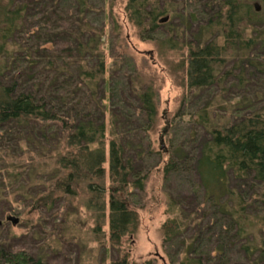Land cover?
Returning a JSON list of instances; mask_svg holds the SVG:
<instances>
[{"label": "trees", "instance_id": "obj_1", "mask_svg": "<svg viewBox=\"0 0 264 264\" xmlns=\"http://www.w3.org/2000/svg\"><path fill=\"white\" fill-rule=\"evenodd\" d=\"M112 1L0 0V264L54 261L60 246L26 249L8 218L35 235L51 227L45 215L58 220L67 204L86 209L91 237L117 252L110 264H137L134 193L156 170L163 183L180 172L189 155L175 147L174 131L192 106L196 129L206 132L193 160L198 200L188 208L168 194L164 253L170 264H264V0H127L140 39L180 57L186 91L159 149L157 94L119 24L108 30ZM180 10L197 24L191 40L170 24ZM160 28L167 31L159 38ZM118 80L133 112L119 109ZM78 222L48 234L59 244Z\"/></svg>", "mask_w": 264, "mask_h": 264}, {"label": "rangeland", "instance_id": "obj_2", "mask_svg": "<svg viewBox=\"0 0 264 264\" xmlns=\"http://www.w3.org/2000/svg\"><path fill=\"white\" fill-rule=\"evenodd\" d=\"M103 1L91 0L98 7H102ZM111 3L107 6L108 30L112 29L113 21L119 24L122 37L127 40L133 51L141 78L143 81L152 84L157 94L158 123L152 138L154 147L159 149L162 146H166L164 142H161L162 131L180 107L181 100L186 91L183 74L176 67V64L180 61V57H178V53L161 48L154 42H143L140 39L136 28L129 23L125 13L124 5L127 3V0H114ZM182 13L184 11L180 10L177 17L170 24L172 28L179 32L185 31L187 37L191 40L196 34L198 27L194 22L186 21ZM103 18L104 15L94 14L90 17L91 21L95 24H101ZM166 31L165 28H160L159 38L165 36ZM106 39L108 41L109 34H107ZM110 62V59L107 57V63L110 64ZM115 85H118L116 102L120 103L119 109L121 111L126 110L127 113L133 112V107L136 103L134 98L123 89L125 86L120 80ZM236 93L243 94L242 91H237ZM194 107L192 106L190 110H187L182 119L178 120L174 131L175 147L182 148L184 146L185 152L189 155L188 160L179 167L180 172L173 175L169 181L163 183L162 171L156 170L148 179L145 191L134 193L136 196L133 197L132 202L139 208L140 225L130 249L131 259L137 264H143L155 258L158 260V264H170L162 248V226L170 217L168 213H171L168 194L177 201L182 202L185 206L188 205V208L194 207L198 200L197 196L194 199L195 193L199 191L195 186L197 179L195 177V163L193 160L197 156L199 141L206 137V132L196 129L194 118L198 109ZM106 124L109 128L108 116ZM154 163V159L148 160L147 166L153 167ZM59 210L60 215H58V220L53 219L50 222L49 215H45V220L48 224H51V227L40 226L34 230L36 232L35 235H33V231L29 232L26 225L22 222L14 226L9 221L10 226H13L11 232L19 238L20 243L25 245V248L28 250L43 248L44 245L49 246L50 249L60 246L59 250L52 252L53 255H56L54 257L57 258H54V261H47L49 264H110L111 259L115 260L117 258L118 254L116 251L111 250L106 253V247L99 245L91 237L88 229L92 227V223H86L85 217L89 214L86 209L81 208L78 210L76 205L67 204L66 207H59ZM68 210L71 211V215L76 213L78 217L69 216L67 221L65 216ZM79 213L81 215H78ZM73 220L79 221L80 227L76 228L75 232L67 231L65 236L59 235L61 236L59 239H62L61 243L55 242L51 235L48 234L54 224L58 228L53 233H59L62 228L72 225ZM63 224L66 226L62 227L61 225ZM177 252L178 247L171 254L175 255Z\"/></svg>", "mask_w": 264, "mask_h": 264}, {"label": "water", "instance_id": "obj_3", "mask_svg": "<svg viewBox=\"0 0 264 264\" xmlns=\"http://www.w3.org/2000/svg\"><path fill=\"white\" fill-rule=\"evenodd\" d=\"M255 10L257 12H260L261 11V5L259 3L255 4ZM169 20V18H165L161 21V23H164V22H167ZM8 221L12 222V224L15 226L19 223V219L16 218V217H10L8 219Z\"/></svg>", "mask_w": 264, "mask_h": 264}]
</instances>
